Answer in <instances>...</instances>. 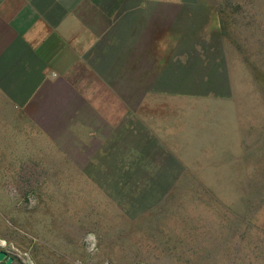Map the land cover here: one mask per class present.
Listing matches in <instances>:
<instances>
[{"label":"rangeland","instance_id":"374dc122","mask_svg":"<svg viewBox=\"0 0 264 264\" xmlns=\"http://www.w3.org/2000/svg\"><path fill=\"white\" fill-rule=\"evenodd\" d=\"M217 13L228 73L198 90L208 99L151 102L184 125V147L165 133L173 155L138 138L116 164L64 150L0 164L3 249L24 264H264V0H217Z\"/></svg>","mask_w":264,"mask_h":264},{"label":"crops","instance_id":"0c3cea01","mask_svg":"<svg viewBox=\"0 0 264 264\" xmlns=\"http://www.w3.org/2000/svg\"><path fill=\"white\" fill-rule=\"evenodd\" d=\"M218 38L217 0H0V164H116L138 138L173 155L184 125L151 102L208 99Z\"/></svg>","mask_w":264,"mask_h":264},{"label":"water","instance_id":"95a60500","mask_svg":"<svg viewBox=\"0 0 264 264\" xmlns=\"http://www.w3.org/2000/svg\"><path fill=\"white\" fill-rule=\"evenodd\" d=\"M0 249V264H18V262L24 264L23 261H20V257L13 252V248L3 249L0 246Z\"/></svg>","mask_w":264,"mask_h":264},{"label":"trees","instance_id":"16d2710c","mask_svg":"<svg viewBox=\"0 0 264 264\" xmlns=\"http://www.w3.org/2000/svg\"><path fill=\"white\" fill-rule=\"evenodd\" d=\"M221 31H222V36L225 37V36H226V29L222 27V28H221ZM224 62H226L225 57H224ZM225 72H226V74L228 73L227 68L225 69ZM226 82L229 84L228 81H226Z\"/></svg>","mask_w":264,"mask_h":264},{"label":"bare ground","instance_id":"6f19581e","mask_svg":"<svg viewBox=\"0 0 264 264\" xmlns=\"http://www.w3.org/2000/svg\"><path fill=\"white\" fill-rule=\"evenodd\" d=\"M4 245H5V242L4 241H0V246L1 247H4ZM25 263V262H24Z\"/></svg>","mask_w":264,"mask_h":264}]
</instances>
